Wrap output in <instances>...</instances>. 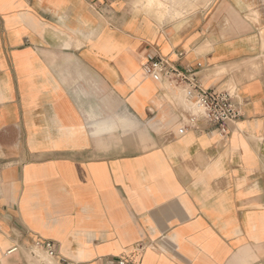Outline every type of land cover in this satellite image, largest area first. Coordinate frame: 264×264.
<instances>
[{"label":"crops","instance_id":"1","mask_svg":"<svg viewBox=\"0 0 264 264\" xmlns=\"http://www.w3.org/2000/svg\"><path fill=\"white\" fill-rule=\"evenodd\" d=\"M152 55L237 91L229 137ZM120 258L264 264V0H0V264Z\"/></svg>","mask_w":264,"mask_h":264},{"label":"built area","instance_id":"2","mask_svg":"<svg viewBox=\"0 0 264 264\" xmlns=\"http://www.w3.org/2000/svg\"><path fill=\"white\" fill-rule=\"evenodd\" d=\"M182 55V53H181ZM148 75L158 81H163L172 88L181 89L192 110L185 118L188 128H196L201 122L216 126L224 138L232 132L231 126L242 117V102L235 89L214 90L206 88L200 81L199 71L193 68L179 66L166 56L152 55L144 63ZM34 248L43 252L49 258L59 255L58 243L52 239L35 240ZM19 250L15 245L6 254ZM34 255L38 253L33 251ZM65 264H75L66 261ZM119 264H137L125 258L119 259Z\"/></svg>","mask_w":264,"mask_h":264},{"label":"rangeland","instance_id":"3","mask_svg":"<svg viewBox=\"0 0 264 264\" xmlns=\"http://www.w3.org/2000/svg\"><path fill=\"white\" fill-rule=\"evenodd\" d=\"M174 89H178L179 90V88H174ZM187 101V100H186ZM182 102H184V101H182ZM184 105H183V107H182V109L185 111V118L188 116V114H187V112L188 111H190V110H192V107H191V105L189 104L188 106L187 105H185V103H183ZM182 105V104H181Z\"/></svg>","mask_w":264,"mask_h":264}]
</instances>
